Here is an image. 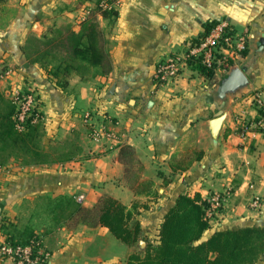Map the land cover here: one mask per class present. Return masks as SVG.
Returning a JSON list of instances; mask_svg holds the SVG:
<instances>
[{
  "label": "crops",
  "instance_id": "1",
  "mask_svg": "<svg viewBox=\"0 0 264 264\" xmlns=\"http://www.w3.org/2000/svg\"><path fill=\"white\" fill-rule=\"evenodd\" d=\"M95 7V0H6L0 6V91L8 95L31 80L41 98L42 144L59 146L63 154L16 171L0 167V227L9 222L22 226L21 215L46 195L82 194L83 204L92 206L110 193L130 207L134 199H151L134 192L135 184L146 180L160 194L138 215L142 235L150 241L181 193L222 198L202 239L215 225L264 224V116L253 98L255 93L264 98V0H122L112 26L98 13L111 63L108 73L86 79L73 75L67 89H61L24 58L22 46L30 34L40 36L55 16L72 21L78 31ZM223 18L236 31H246V50L234 64L243 69L248 83L220 98L230 66L207 77L186 64L176 79L156 86V64L185 53L208 25ZM5 69L11 73L5 75ZM85 111L92 112L93 123L116 133L119 145L132 147L138 162L134 177L132 165L126 170L119 159L118 146L91 138L83 122ZM220 115L214 131L211 120ZM242 124L252 131L242 134ZM256 197L259 204L253 206ZM36 232L52 253L48 264H125L131 251L126 245L124 259L113 253L103 260L102 245L111 243V233L99 224H62ZM5 239L0 229V243Z\"/></svg>",
  "mask_w": 264,
  "mask_h": 264
},
{
  "label": "trees",
  "instance_id": "2",
  "mask_svg": "<svg viewBox=\"0 0 264 264\" xmlns=\"http://www.w3.org/2000/svg\"><path fill=\"white\" fill-rule=\"evenodd\" d=\"M5 1L0 0V6ZM95 2L97 4L98 0ZM99 13L107 21V26L113 25L117 9ZM67 37L68 46L61 45L60 50L49 46L41 50L37 48L35 50L38 51L30 60L45 69L55 84L64 90L72 75L86 79L108 73L111 63L105 31L100 28L98 21L93 18L82 21L81 28L78 31L70 29ZM52 40L49 34L29 35L22 46L23 52L28 56L32 53L28 52L29 42L49 45ZM62 51L65 53L59 55ZM187 64L207 77L213 74V68L199 61L189 60ZM40 104L41 100L38 99L25 119L23 128L19 130L16 127L17 107L9 96L6 97L0 91V151L30 155L33 160L25 165L49 162L45 159L48 152L42 145L43 122L33 121ZM257 129L262 131L261 128ZM118 147L119 159L127 164L126 170H129L127 166L134 159V150L129 145ZM164 181L163 185L167 184ZM134 192L136 195H150L151 199L142 203L134 199L128 207L111 195H103L92 206H85L71 195H46L34 200L30 213L36 215L40 209L42 213L54 215L49 228L62 224L70 228L79 224H99L108 228L119 241L129 247H138L130 252L125 264H256L264 255V224L218 229L202 239L204 231L211 227V220L205 216L209 200L199 193L193 196L179 194L163 215L154 242L145 240V246L140 249L138 241L142 227L137 216L141 212L140 208H149V201L155 202L160 194L151 180L137 182ZM0 229L6 234L5 241L11 243H26L33 236H41L31 224L19 226L18 223L9 222Z\"/></svg>",
  "mask_w": 264,
  "mask_h": 264
},
{
  "label": "built area",
  "instance_id": "3",
  "mask_svg": "<svg viewBox=\"0 0 264 264\" xmlns=\"http://www.w3.org/2000/svg\"><path fill=\"white\" fill-rule=\"evenodd\" d=\"M122 0H99L96 4L101 11L116 9ZM248 37L246 31L238 32L228 22L227 19H220L211 24L206 33L199 39L189 43L185 53L182 55H172L156 64L154 71V82L156 86L164 85L173 81L180 74L181 69L189 60L199 61L208 68H228L243 56L247 47ZM5 75L11 73V69H5ZM8 96L17 107L16 127L23 128V123L31 110L41 100L35 84L27 80L22 86H15ZM255 103L260 108L261 115L264 116V98L260 93L253 96ZM40 105L33 121L41 120ZM83 122L90 128V136L93 140L101 144L119 146V138L112 130L104 124L93 123L91 111L83 113ZM256 125H260V121ZM242 134L251 132L249 125L242 124L240 128ZM251 130V131H250ZM76 201L83 203L84 195L79 194L75 197ZM221 196L214 195L205 216L211 218L213 213L221 205ZM253 206H258L259 198L253 199ZM52 253L45 247L41 236H33L26 243H11L3 241L0 243V263L1 264H48Z\"/></svg>",
  "mask_w": 264,
  "mask_h": 264
},
{
  "label": "rangeland",
  "instance_id": "4",
  "mask_svg": "<svg viewBox=\"0 0 264 264\" xmlns=\"http://www.w3.org/2000/svg\"><path fill=\"white\" fill-rule=\"evenodd\" d=\"M95 1H97V0H95ZM98 2H99V0H98ZM100 11H101L100 8L96 6L93 10H91L90 15L85 19V21L87 19L93 18L96 21H98L99 26H100V20L98 18V13ZM59 13H60V11H58L56 9V14H59ZM49 17L51 18L50 14L47 17L48 21L50 20ZM55 18H56V21L52 22L50 20L49 23H48L47 29L43 30L40 33L41 35L43 33L44 34H49V36L53 37V40L51 41V43L49 45L32 44L31 42L28 43V52H32L29 56L24 53V58L26 60H28V62L33 63V64H37L38 66H40L38 63L33 62L32 60H30L35 55L34 54L35 51H38V50H41V49H45L48 46L53 48L54 50H58V49L60 50L59 47L61 45L68 46L69 38L67 37V34H68L69 30L72 29L73 22L72 21L71 22H67L65 19H61V17H57V16H55ZM81 24H82V22H81ZM104 26H106V25H104ZM30 35H32V34H30ZM24 44H25V42H24ZM37 48H38V50H35ZM64 53H65V51H62V52L59 53V55H62ZM43 70L46 72L45 69H43ZM72 76H70V78ZM4 94H5L6 97L8 96L6 93H4ZM52 142H49V143L51 144ZM42 145L45 146V147L47 146L46 149L48 148V150H47L48 155L45 157L46 160H53L55 158H60L63 155L62 154V148H60L59 146H53V147L49 148L50 145H48V144H46V145L42 144ZM133 158L134 159L131 162V165H132L131 166V171L132 172H131L130 176L134 177L135 176L134 174H135V171H136L135 167H137L138 162L136 161V155L135 154H133ZM32 160H33V158L30 157V155H28V154H23V153H20V152H17V151H12V152H10V151H0V167L1 166H5L6 168H9L10 171L19 170V168L21 166H25L26 162H31ZM135 185H137V184H135ZM122 194L123 193H120V195H122ZM103 195H111V194L110 193H105V194H102L101 196H103ZM115 198H117V199H119L121 201V198H119V197H115ZM146 201L147 200H142V201H140V203L146 202ZM210 204H211V198L209 199L208 208L210 207ZM208 208H207V210H208ZM140 210L143 211L144 209L140 208ZM218 210H219V207L213 213V215L210 218V220H212L214 217L217 216ZM53 216L54 215H51V214L49 215L47 213H42L40 211V209H39V211H38V213L36 215H31L30 210L29 211L26 210L24 212V214L21 215V217L19 219V223L22 224V225H25V224L33 225L35 227V232H36V230L40 231V232L41 231H46V229H48V227H50V225H51L50 221H51ZM137 218H138V216H137ZM214 227H215V230L224 229L223 226L215 225ZM109 237H110L111 243L110 242L106 243L107 241H105V244L102 245V247H103L102 248V251H103L102 253H104V251H106L102 255L103 256L102 257L103 260H106V259L110 258L112 256L111 254H113V253H116V254L120 255L121 258L124 259V257H126V255L124 253V249H125L126 244H124L121 241H119L118 239H116L112 234H110ZM145 240H149V239H146L143 235H141V237H140V239L138 241V245L140 246V249L145 246V243H146ZM134 248H138V247L132 246V247H130V250L132 251ZM127 257L125 258V263H126ZM256 264H264V255L262 256L261 260H259Z\"/></svg>",
  "mask_w": 264,
  "mask_h": 264
},
{
  "label": "water",
  "instance_id": "5",
  "mask_svg": "<svg viewBox=\"0 0 264 264\" xmlns=\"http://www.w3.org/2000/svg\"><path fill=\"white\" fill-rule=\"evenodd\" d=\"M28 63L25 64L27 66ZM248 83V77L243 69L233 64L229 67L227 76L222 80L219 87V97L224 98L227 93L233 92ZM222 116H217L211 120L212 130L216 131L222 121Z\"/></svg>",
  "mask_w": 264,
  "mask_h": 264
}]
</instances>
